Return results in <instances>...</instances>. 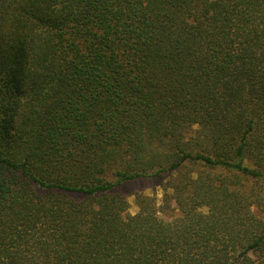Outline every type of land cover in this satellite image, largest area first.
<instances>
[{"label": "trees", "instance_id": "16d2710c", "mask_svg": "<svg viewBox=\"0 0 264 264\" xmlns=\"http://www.w3.org/2000/svg\"><path fill=\"white\" fill-rule=\"evenodd\" d=\"M0 264H264V0H0Z\"/></svg>", "mask_w": 264, "mask_h": 264}, {"label": "rangeland", "instance_id": "374dc122", "mask_svg": "<svg viewBox=\"0 0 264 264\" xmlns=\"http://www.w3.org/2000/svg\"><path fill=\"white\" fill-rule=\"evenodd\" d=\"M137 189H142L146 195L156 200V202L160 205L163 197V190L160 185H158L157 181L154 180H147L141 184H127L120 187L122 193L127 195L130 208L128 213L129 214H136L138 212V206L136 203V192ZM206 210V209H204Z\"/></svg>", "mask_w": 264, "mask_h": 264}]
</instances>
